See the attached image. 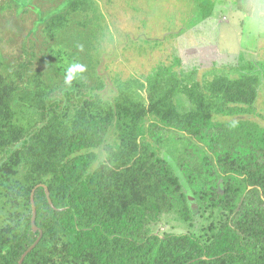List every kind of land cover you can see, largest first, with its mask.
<instances>
[{"label":"rangeland","instance_id":"rangeland-1","mask_svg":"<svg viewBox=\"0 0 264 264\" xmlns=\"http://www.w3.org/2000/svg\"><path fill=\"white\" fill-rule=\"evenodd\" d=\"M196 2L0 0V255L31 220L34 187L54 179L43 146L89 118L112 122L107 136L112 149H96L95 167L124 205L155 201L144 177L147 150L164 157L181 176L190 219L176 209L165 212L154 232H191L205 241L221 227L226 211L202 203L178 169L186 137L168 132L157 142L143 135L150 120L180 114L264 127L263 50L254 46L251 56L226 54L213 37L202 41V29L194 34L186 22L197 21L191 19ZM230 22L238 25L236 19ZM251 31L231 39V48L253 43ZM72 63L83 64L85 71L67 84ZM67 90L77 97L86 92L84 104L51 108ZM119 105L131 113L120 114ZM67 241L65 234L58 235L29 264H98L89 254L69 255Z\"/></svg>","mask_w":264,"mask_h":264},{"label":"trees","instance_id":"trees-1","mask_svg":"<svg viewBox=\"0 0 264 264\" xmlns=\"http://www.w3.org/2000/svg\"><path fill=\"white\" fill-rule=\"evenodd\" d=\"M200 9L206 14L212 7ZM87 96L67 90L50 107L82 106ZM119 108L120 114L131 113L125 105ZM111 124L100 118L79 120L68 134L43 146L54 179L34 187L37 228L28 221L0 255V264H19L41 233L22 264L42 255L60 234L68 237L69 255L89 254L98 264H264V127L202 113L162 116L146 125L143 135L157 142L168 132L186 137L178 169L202 203L226 211L221 227L204 241L191 232H154L165 212L176 209L190 219L181 176L154 150H147L144 177L155 190V201L121 202L95 167L96 149H112L107 143Z\"/></svg>","mask_w":264,"mask_h":264},{"label":"crops","instance_id":"crops-1","mask_svg":"<svg viewBox=\"0 0 264 264\" xmlns=\"http://www.w3.org/2000/svg\"><path fill=\"white\" fill-rule=\"evenodd\" d=\"M196 10L192 13L191 19H197L191 26L190 31L194 34L201 32V39L207 40L212 38L217 41V46L221 47V52L226 54L240 53L241 55L251 56L253 47L259 46L264 55V0H196ZM199 1V2H198ZM210 5L212 10H207L206 14L201 11V6ZM190 18V17H189ZM231 19L238 24L236 27L231 26ZM246 19L254 20V25L245 21ZM200 25H204L201 26ZM250 26V27H249ZM253 28L254 42H245L244 46L237 45V48H231L234 37L244 34L246 29ZM222 36V38H221ZM220 39V40H219ZM220 41V44H218ZM247 41V39L245 40ZM207 43V42H206ZM235 49V50H233ZM235 51V52H233ZM241 51V52H240ZM223 54V53H222Z\"/></svg>","mask_w":264,"mask_h":264},{"label":"clouds","instance_id":"clouds-1","mask_svg":"<svg viewBox=\"0 0 264 264\" xmlns=\"http://www.w3.org/2000/svg\"><path fill=\"white\" fill-rule=\"evenodd\" d=\"M85 71V66L80 63H72L68 66L65 74V83L71 84L74 79H77Z\"/></svg>","mask_w":264,"mask_h":264},{"label":"water","instance_id":"water-1","mask_svg":"<svg viewBox=\"0 0 264 264\" xmlns=\"http://www.w3.org/2000/svg\"><path fill=\"white\" fill-rule=\"evenodd\" d=\"M34 192H35V189L32 191V195H31L32 207H33V214H32V218H31V222H32L34 228L36 229L37 226H36V224H35V220H36L37 207H36V204H35V201H34ZM41 236H42V233H41L40 237L37 239V241L34 243V245H32V246L30 247L29 250H31L32 248L35 247V245H36V244L38 243V241L40 240ZM29 250L26 251V252L23 254L22 258L20 259L19 264H22V263H23V260L25 259V257H26V255L28 254Z\"/></svg>","mask_w":264,"mask_h":264}]
</instances>
